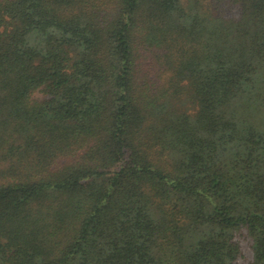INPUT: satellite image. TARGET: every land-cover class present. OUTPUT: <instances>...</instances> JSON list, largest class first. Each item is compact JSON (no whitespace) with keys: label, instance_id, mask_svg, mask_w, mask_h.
<instances>
[{"label":"trees","instance_id":"trees-1","mask_svg":"<svg viewBox=\"0 0 264 264\" xmlns=\"http://www.w3.org/2000/svg\"><path fill=\"white\" fill-rule=\"evenodd\" d=\"M0 264H264V0H0Z\"/></svg>","mask_w":264,"mask_h":264},{"label":"rangeland","instance_id":"rangeland-1","mask_svg":"<svg viewBox=\"0 0 264 264\" xmlns=\"http://www.w3.org/2000/svg\"><path fill=\"white\" fill-rule=\"evenodd\" d=\"M36 95H37V96H42V94H40V93H36Z\"/></svg>","mask_w":264,"mask_h":264}]
</instances>
